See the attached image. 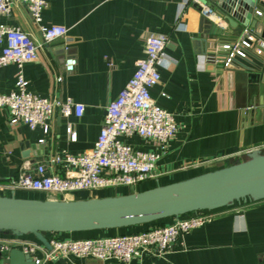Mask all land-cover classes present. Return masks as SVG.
<instances>
[{"label": "crops", "instance_id": "0c3cea01", "mask_svg": "<svg viewBox=\"0 0 264 264\" xmlns=\"http://www.w3.org/2000/svg\"><path fill=\"white\" fill-rule=\"evenodd\" d=\"M46 1L49 7L42 13L41 26L65 27L63 38L44 43L40 28L20 5L14 6L8 16L0 17V23L20 27L40 45L38 59L22 68L28 90L56 101L73 99L85 111L80 118L64 117L56 111L50 122L51 131L45 135L41 128L12 126L8 110L0 108V196L13 194L8 181L23 172L26 163L32 168L44 164L48 173L66 176L70 167L56 165L54 157L78 156L94 147L108 105L132 78L136 63L145 57V43L151 36H167L169 44L165 49L167 61L160 69V83L150 93L158 106L174 116L178 128L157 163V177L133 190L122 187L93 191L77 194L73 199L142 192L243 161L256 149L264 152L261 73L251 70L250 60L237 58L245 66L241 69L224 67L214 57L211 60L214 50L207 42L215 38L212 25L237 36L214 13L204 15L196 6H189L178 20L183 0ZM229 43L226 41L225 45ZM250 62L260 66L254 59ZM17 72L13 64L0 68L1 94L15 90ZM68 127L76 133L74 141L66 132ZM121 141L137 151L158 149L156 143L136 135L122 137ZM15 196L39 199L28 191H17ZM148 228L142 225L59 237L133 234ZM23 238L36 242L33 236ZM37 255L42 256V251ZM64 260L68 264H124L93 258ZM50 264L61 263L58 260ZM128 264H264V200L214 210L208 222L174 243L164 257L144 256Z\"/></svg>", "mask_w": 264, "mask_h": 264}, {"label": "built area", "instance_id": "2783aa9c", "mask_svg": "<svg viewBox=\"0 0 264 264\" xmlns=\"http://www.w3.org/2000/svg\"><path fill=\"white\" fill-rule=\"evenodd\" d=\"M204 1L208 2L183 0L179 6L178 20L189 6L200 7L204 15H209L212 11ZM16 5L26 8L30 13L33 22L40 28L44 43L49 44L65 37V27L41 26L42 13L49 7L46 0H0V17L8 16ZM257 15L260 16L261 12L258 11ZM245 37L250 42L245 41ZM254 39L248 31H244L234 45H224L225 49L230 50L224 67H228L232 59L238 58L236 53L252 61L247 51L252 48L250 43ZM168 44L169 38L164 35L147 38L145 57L136 63L132 78L117 99L108 105L100 134L91 150L78 156L65 154L54 157L56 165L70 167L66 176L48 173L44 164L32 168L26 163L23 172L8 181L7 187L13 194L28 191L58 196V200H73L80 193L122 187L133 190L155 179L157 163L165 155L168 144L178 130L174 116L158 106L150 93L160 83V69L167 61L165 49ZM261 47L255 50L256 56H263L264 43ZM0 48V68L13 64L18 69L15 90L9 94L0 93V108L8 110L12 126L24 124L31 130L41 128L47 135L51 131L50 122L56 111L64 117H82L85 107L73 99L56 101L37 96L28 90V81L22 68L38 59L40 48L31 34L20 27L0 23ZM57 81L60 82L61 78H57ZM66 132L71 141L76 139L72 127H68ZM135 135L156 143L158 149L137 151L121 141L122 137ZM40 143L43 144L44 140ZM211 212L197 211L172 217L169 218L171 222L159 223L146 231L133 234L61 239L59 234L51 233L47 238L51 250L23 237L0 236V255H7L12 248H19L29 254L35 264H50L70 257L93 258L102 262L115 260L124 264L144 256L162 258L169 253L174 243L183 241L191 231L208 222ZM39 251H42V256L37 255Z\"/></svg>", "mask_w": 264, "mask_h": 264}, {"label": "water", "instance_id": "95a60500", "mask_svg": "<svg viewBox=\"0 0 264 264\" xmlns=\"http://www.w3.org/2000/svg\"><path fill=\"white\" fill-rule=\"evenodd\" d=\"M204 3L237 33L233 37L226 28L212 25L215 38L207 42L214 50L212 58L224 66L230 53L224 48L225 42L234 45L244 31H248L255 39L250 43L252 48L247 53L260 66L248 63L251 70L261 73L264 83V54L255 55V50L262 49L261 44L264 43V20L260 18L264 17V2L219 0L216 3ZM197 8L202 11L200 7ZM258 11L261 12L260 16H257ZM244 40L250 42L246 37ZM235 55L243 59L238 53ZM228 67L245 68L237 58L232 59ZM261 200H264V152L256 149L245 160L229 166L123 196L80 200L18 198L15 194L0 196V236L32 235L43 247L51 250L47 239L51 233L125 229L197 211H214L241 202ZM59 262L68 264L64 259H59ZM0 264L35 263L29 254L12 248L7 255H0Z\"/></svg>", "mask_w": 264, "mask_h": 264}, {"label": "trees", "instance_id": "16d2710c", "mask_svg": "<svg viewBox=\"0 0 264 264\" xmlns=\"http://www.w3.org/2000/svg\"><path fill=\"white\" fill-rule=\"evenodd\" d=\"M39 199H43V198H39ZM167 220H169V219H165V220H161V221H158V222H154V223H151V224H147L146 226H155V225H157V223L159 224V223H164V222H166ZM171 220V219H170ZM87 233H90V234H97V233H101V231H94V232H87ZM79 234V233H78ZM86 234V233H85ZM32 235H30L29 237H31ZM25 237V236H24ZM49 237V234H48V236H47V238ZM98 237V236H97Z\"/></svg>", "mask_w": 264, "mask_h": 264}, {"label": "rangeland", "instance_id": "374dc122", "mask_svg": "<svg viewBox=\"0 0 264 264\" xmlns=\"http://www.w3.org/2000/svg\"><path fill=\"white\" fill-rule=\"evenodd\" d=\"M86 193H89V192H86ZM34 195H36V197L43 198V199H58L59 198L58 196H54V195H43V194L39 195V194H35V193H34ZM130 228H132V227H130Z\"/></svg>", "mask_w": 264, "mask_h": 264}]
</instances>
